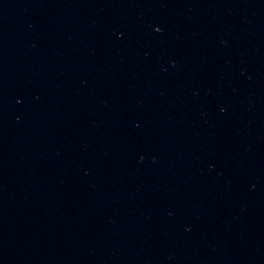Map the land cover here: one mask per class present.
Listing matches in <instances>:
<instances>
[{"label": "water", "instance_id": "obj_1", "mask_svg": "<svg viewBox=\"0 0 264 264\" xmlns=\"http://www.w3.org/2000/svg\"><path fill=\"white\" fill-rule=\"evenodd\" d=\"M0 264H264V0H0Z\"/></svg>", "mask_w": 264, "mask_h": 264}]
</instances>
